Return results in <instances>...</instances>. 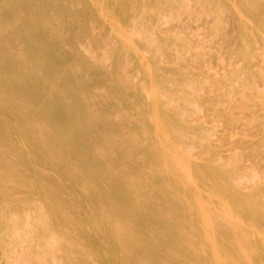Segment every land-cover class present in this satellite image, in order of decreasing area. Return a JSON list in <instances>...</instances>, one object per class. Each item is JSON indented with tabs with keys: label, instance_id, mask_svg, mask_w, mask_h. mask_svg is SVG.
I'll list each match as a JSON object with an SVG mask.
<instances>
[{
	"label": "bare ground",
	"instance_id": "1",
	"mask_svg": "<svg viewBox=\"0 0 264 264\" xmlns=\"http://www.w3.org/2000/svg\"><path fill=\"white\" fill-rule=\"evenodd\" d=\"M209 2L218 17L219 0ZM220 2L235 9L240 21L251 18L252 29L264 40V3L263 13L256 14L243 0ZM23 3L0 0V34L5 37L0 65L10 67L15 79L14 66L26 68L29 54L39 52L43 62L38 69L50 90L68 94L74 78L61 88L57 74L66 60H73L98 91L97 101L114 104L120 131L106 139L113 149L109 155H98L87 138V128L95 123L93 103H74L67 110L70 124L60 137L69 140L75 154L55 157L50 140L58 136L51 132L60 127L62 109L52 103L32 123L41 89L29 79L20 82L13 95H25L26 101H10L8 109L0 110V140L6 145L0 152V264H14L19 238L31 264H51L56 255L70 264H264V234L257 230L264 202L239 190L237 165L192 159L185 136L175 131L179 118L170 115L171 108L162 101L164 79L144 53L145 41L125 32L126 24L146 28L144 1ZM170 6L174 3H159L150 16L162 11L169 15ZM96 24L109 26L117 42L109 56L88 55L76 41ZM45 30L64 34L63 46L46 39ZM27 41L29 45H23ZM122 54L132 60L131 72L137 76L133 81L130 73L125 82L115 74ZM252 54L250 49L247 58ZM106 58L111 70L102 64ZM3 83L0 73L1 95ZM261 99L264 103V89ZM17 106L21 109L15 120ZM80 112L85 119L76 118ZM130 134L136 141L126 146ZM35 161L41 182L28 166ZM114 168L121 171L118 178ZM127 182L136 188L127 189ZM37 192L41 206L31 224L23 203ZM102 220L104 226H97Z\"/></svg>",
	"mask_w": 264,
	"mask_h": 264
},
{
	"label": "rangeland",
	"instance_id": "2",
	"mask_svg": "<svg viewBox=\"0 0 264 264\" xmlns=\"http://www.w3.org/2000/svg\"><path fill=\"white\" fill-rule=\"evenodd\" d=\"M32 6L35 0H20ZM143 22L146 28H132L126 24L125 32L134 36H142L145 41L144 53L150 56L154 66L164 79L162 101L171 108L170 115L179 118L175 131L185 136L186 146H191L192 159L204 164H219L229 162L237 165L240 182L238 188L245 194H257V200L264 202V103L261 92L264 89V40L252 29V19L242 22L233 8H227L220 2L217 17L209 0H143ZM244 5L256 14L263 13L260 4L264 0H243ZM174 3L171 12L164 11L158 16H150V12L157 9L159 3ZM24 4V3H23ZM14 17L10 22L14 23ZM18 23V22H17ZM1 28V25H0ZM27 28H31L28 24ZM44 37L55 44L62 45L65 35L60 32L44 31ZM5 40L0 34V45ZM76 41L88 55H106L117 45L111 29L107 25L96 24L90 33L80 34ZM29 45V42H23ZM59 46V45H58ZM63 46V45H62ZM61 46V47H62ZM253 54L247 58L248 51ZM39 52H31L27 59L26 68L15 65L17 72L15 79L9 73L10 67L0 65V73L4 78L2 95L0 94V110L9 108V102L20 104L26 101L25 95H13L20 82L31 80L41 89L35 99V111L31 122L39 121V114L55 103L62 109L60 127L51 133L58 136V140H50L52 149L57 151L55 157L65 154L74 156L72 144L65 140L64 131L69 126V112L74 103H93L95 123L87 128V138L90 139L91 149L98 155L108 156L113 149L109 146V135L120 131L116 122L117 112L110 100L97 101V92L90 81L87 82L83 72L77 69L73 60H66L64 68L57 74L58 84L66 87L68 78H74L71 93L63 91L53 93L50 84L43 79L38 66L42 64ZM106 70H111V61L102 60ZM243 68H247L246 71ZM132 60L127 54L119 57V64L115 67L116 76L127 80L130 73L131 81L137 76L132 75ZM191 83V84H190ZM189 84V85H188ZM144 95H148L141 90ZM123 97H127L122 95ZM136 96H133V99ZM148 97V96H147ZM116 104V103H115ZM177 105V106H176ZM15 120L19 116L21 107L17 106ZM82 111V109H81ZM188 111V112H187ZM79 120L85 119L82 112L75 113ZM37 133L38 128L33 127ZM1 132V128H0ZM38 141V140H37ZM136 140L130 134L126 146ZM191 144V145H190ZM6 145L0 140V152ZM6 151V150H5ZM35 170L36 182H41L40 165L38 162L28 164ZM118 178L121 171H115ZM124 180V178H122ZM126 188L133 190L136 185L127 182ZM40 193L31 196L24 205V216L34 224L35 210L41 206ZM264 204L258 213L261 220L257 230L264 234ZM97 226H104V221L97 222ZM262 226V227H261ZM67 229L66 226L63 227ZM263 229V230H262ZM81 247V246H79ZM22 240H16L13 250L14 264H31L23 254ZM54 260V261H53ZM60 260V261H59ZM51 264H70L62 262L60 257L53 256Z\"/></svg>",
	"mask_w": 264,
	"mask_h": 264
}]
</instances>
